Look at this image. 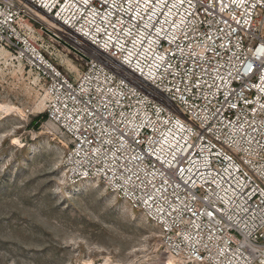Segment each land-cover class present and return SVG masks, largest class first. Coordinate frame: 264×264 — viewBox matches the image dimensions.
I'll return each instance as SVG.
<instances>
[{
	"label": "built area",
	"instance_id": "built-area-1",
	"mask_svg": "<svg viewBox=\"0 0 264 264\" xmlns=\"http://www.w3.org/2000/svg\"><path fill=\"white\" fill-rule=\"evenodd\" d=\"M0 47L37 77L67 181L181 264H264V0H0Z\"/></svg>",
	"mask_w": 264,
	"mask_h": 264
},
{
	"label": "rangeland",
	"instance_id": "rangeland-1",
	"mask_svg": "<svg viewBox=\"0 0 264 264\" xmlns=\"http://www.w3.org/2000/svg\"><path fill=\"white\" fill-rule=\"evenodd\" d=\"M48 42L74 76L81 64ZM9 59H0V264H171L144 215L100 182L66 180V143L37 106L35 75Z\"/></svg>",
	"mask_w": 264,
	"mask_h": 264
},
{
	"label": "bare ground",
	"instance_id": "bare-ground-1",
	"mask_svg": "<svg viewBox=\"0 0 264 264\" xmlns=\"http://www.w3.org/2000/svg\"><path fill=\"white\" fill-rule=\"evenodd\" d=\"M41 19L43 20V21H46V22H48V23H50L51 22V18L49 17V16H45V15H42L41 16ZM9 54H10V57H11V59H12V55H11V53L6 49V48H4V47H0V59H5V61L6 60H8L9 59ZM60 54V53H59ZM68 58V57H67ZM10 60V59H9ZM13 62V61H12ZM66 62L68 63V64H70V68H72V69H74L75 68V65L74 64H72L71 62H70V60L68 61V60H66ZM15 63V62H14ZM18 64V66L19 67H22L23 68V66H22V64L21 63H17ZM77 64V63H76ZM21 70V69H20ZM31 82L32 83H34V84H36L37 83V77H31ZM42 96V95H41ZM43 97V96H42ZM44 99V98H43ZM43 99H41L40 101H39V103L37 104V106L38 107H41V106H43ZM53 124V123H52ZM54 125V124H53ZM82 183H92V181H85V182H82ZM171 257V256H170ZM178 262V263H177ZM171 264H181V261L179 260V259H176V258H173L172 257V259H171Z\"/></svg>",
	"mask_w": 264,
	"mask_h": 264
},
{
	"label": "snow or ice",
	"instance_id": "snow-or-ice-1",
	"mask_svg": "<svg viewBox=\"0 0 264 264\" xmlns=\"http://www.w3.org/2000/svg\"><path fill=\"white\" fill-rule=\"evenodd\" d=\"M105 2H107V0H105ZM148 2V0H145V3H147Z\"/></svg>",
	"mask_w": 264,
	"mask_h": 264
}]
</instances>
